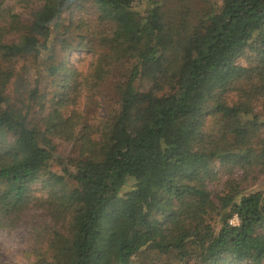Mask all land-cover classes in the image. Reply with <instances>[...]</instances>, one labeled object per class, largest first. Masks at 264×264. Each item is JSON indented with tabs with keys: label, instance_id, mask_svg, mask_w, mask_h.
<instances>
[{
	"label": "trees",
	"instance_id": "16d2710c",
	"mask_svg": "<svg viewBox=\"0 0 264 264\" xmlns=\"http://www.w3.org/2000/svg\"><path fill=\"white\" fill-rule=\"evenodd\" d=\"M260 177L264 0H0V229L30 264H264Z\"/></svg>",
	"mask_w": 264,
	"mask_h": 264
},
{
	"label": "rangeland",
	"instance_id": "374dc122",
	"mask_svg": "<svg viewBox=\"0 0 264 264\" xmlns=\"http://www.w3.org/2000/svg\"><path fill=\"white\" fill-rule=\"evenodd\" d=\"M68 65L78 71L86 74L92 60V55L86 51L70 52L68 55ZM32 81L39 80L38 73H31ZM43 82V81H41ZM48 80L41 84L42 90L47 89ZM114 80L104 84L96 96V103L88 98V93L84 90L74 106V109L83 114L90 124L96 125L99 121L107 118V110L116 102L114 93ZM264 177L253 183L249 182L246 186H251V189L262 185L264 188ZM224 177L218 176L213 182L209 183L208 189L213 193H218L222 190ZM236 220H232L231 224H235ZM32 247V241L29 236V225L21 223L17 229L12 232H7L0 229V264H30L32 257L28 256ZM137 259L133 264H138Z\"/></svg>",
	"mask_w": 264,
	"mask_h": 264
}]
</instances>
